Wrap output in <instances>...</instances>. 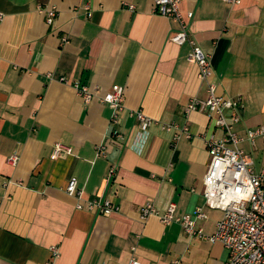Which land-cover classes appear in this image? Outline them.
I'll use <instances>...</instances> for the list:
<instances>
[{"label":"crops","instance_id":"crops-1","mask_svg":"<svg viewBox=\"0 0 264 264\" xmlns=\"http://www.w3.org/2000/svg\"><path fill=\"white\" fill-rule=\"evenodd\" d=\"M38 6L56 7L54 26ZM181 9L194 12L190 32L211 58L217 93L241 102L235 131L264 125V0H182ZM0 13V264H127L134 254L141 264H225L221 242L140 218L147 202L161 213L174 202L179 215L202 206L207 218L197 226L213 234L223 214L203 195L206 139L222 131L207 111L186 110L207 84L189 44L171 41L177 22L156 14L153 0H0ZM74 81L101 96L123 86L119 121L99 97L85 103ZM131 110L157 123L143 129ZM173 122L192 137L168 130ZM59 142L74 152L53 158ZM241 147L264 169V140ZM71 177L80 198L65 190ZM103 198L119 210L77 208Z\"/></svg>","mask_w":264,"mask_h":264},{"label":"built area","instance_id":"built-area-1","mask_svg":"<svg viewBox=\"0 0 264 264\" xmlns=\"http://www.w3.org/2000/svg\"><path fill=\"white\" fill-rule=\"evenodd\" d=\"M232 5H238L242 0H223ZM154 12L177 22L178 27L171 34V41L178 45L188 43L190 52L188 60L198 67V78L207 84L205 98L194 97L187 104V112L207 111L213 124L222 131L221 135L209 134L206 144L209 154V163L203 179V195L206 205L210 208L220 209L223 214L217 222V229L213 234H206L197 222L207 218V213L202 206H197L194 215L177 214V205L172 202L167 210L161 213L153 202H147L140 210V218L147 219L157 215L165 225L179 223L184 230L196 237L219 241L229 252L225 264H264V169L257 170L252 155L245 151L241 144L245 141L254 144L258 138L264 140V125L249 128L244 135L237 133L234 125L241 119V102L239 99L225 97L217 93V84L213 81L214 69L210 56L203 50L197 40L191 35L190 21L194 17L193 11L184 12L181 9L182 0H153ZM129 7L134 8L133 4ZM89 9V6H86ZM40 12L45 14L49 26H54L57 19V9L54 6H38ZM91 16V13L88 12ZM3 14L0 13V20ZM69 42L63 36L61 43ZM61 81L70 83L69 78L61 76ZM73 85L77 94L85 103H90L96 97L109 104L114 113L113 122L119 121V114L125 111V90L123 86L113 85L111 90L99 95L97 88L91 89L80 81ZM130 116L139 121L143 129L157 123L140 110H131ZM168 130H179L188 138L192 137L188 125L179 126L176 123L166 125ZM118 135V132L115 131ZM105 147L99 146V153ZM74 148L62 143H57L52 152L53 158L65 154H72ZM19 157L13 154L8 161L16 165ZM115 167L109 170V177L115 173ZM69 195L80 198L78 180L71 177L65 188ZM78 209H88L101 215H110L119 210L118 205L111 199H93L86 203L79 202ZM135 251V247L132 248ZM53 255L59 256V249L52 247ZM127 264H141L140 259L134 254ZM172 264H180L174 260Z\"/></svg>","mask_w":264,"mask_h":264}]
</instances>
